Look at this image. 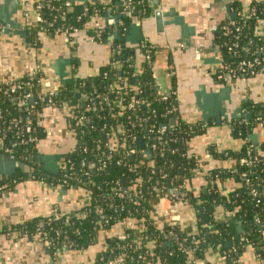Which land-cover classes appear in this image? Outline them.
<instances>
[{"label":"trees","instance_id":"trees-1","mask_svg":"<svg viewBox=\"0 0 264 264\" xmlns=\"http://www.w3.org/2000/svg\"><path fill=\"white\" fill-rule=\"evenodd\" d=\"M117 1L120 0H111L110 6L117 4ZM129 5L134 8L132 18L143 20L152 13L150 0H131ZM53 6H61L66 11L65 21L60 20L58 13L52 10ZM84 6L88 7L89 15L78 21L76 17L83 12ZM106 7L84 3L70 10L67 0H43L40 15L48 20L58 15L55 27L83 28L85 20L103 13ZM249 7L255 9L253 15H236L229 20H234L236 26L240 27V44L249 45L254 51L258 47H264L263 38L256 33L257 24L263 18L264 7L261 4ZM231 8L236 14L245 11L241 6ZM119 11H123L122 5L119 6ZM227 22L225 20L223 24ZM127 23L128 17H124L122 27ZM55 27H29L28 39L35 42L41 32L52 35ZM100 30L102 40L105 41L109 30L103 27ZM88 32L95 36L94 29H88ZM219 34L222 45L224 38L220 32ZM118 43L122 50L114 58L121 65L119 69L113 68L111 64L102 68L95 76L72 79L55 87L49 98L42 97L36 82L33 87L24 85L21 89L10 90L8 94L0 93V128L9 129L6 131L8 139L13 137L12 122L19 121L21 124L30 122L34 128L33 134L40 140L44 133L39 120L47 106L61 108L66 105L77 118L84 117L79 125L72 121V128L76 132V147L65 156V166L57 176L46 179L42 163H33L38 160L39 153L36 144H32L16 151V159L23 160L32 169L25 172L18 169L12 177H2L0 183H11L10 190L16 183L29 178L45 179L56 184L65 173L71 171L76 179L65 187L86 189L91 193V201L74 213L61 214L54 219H33L18 225L17 230H24L29 236H35L37 224L44 221L42 230L51 252L64 249V237L72 242L68 250H81L94 245L100 231L132 219L144 227L136 230L128 228L123 236L110 238L107 249L99 255L98 264H110L113 260H117L116 264H190L189 250L193 249L196 256L201 258L207 250L215 248L223 253L226 264H236L249 246L256 249L264 263V143L256 146L248 138L259 116L255 113L257 109L247 119V125L241 120L232 123L233 134L243 140L239 151L211 150L213 160L232 159L236 161L234 166L229 168L218 165L213 168L204 176V188L195 192L190 184L198 170V161L187 155V142L204 133V126L190 128L192 125L182 121L177 112L171 111L174 105L178 107L174 94L166 101L158 96L154 88L152 63L148 65L144 62L140 75L132 78L136 69L130 66L125 44ZM143 43L153 46L147 41ZM156 49L157 47H150L153 52ZM220 52L227 63H234L245 57L243 53L233 57L223 47ZM256 56L259 61L255 75L264 70V48ZM21 79L32 82L36 78L23 74ZM28 93L34 95V101L26 97ZM95 94L104 95L111 102H117V105L104 109L90 105L86 96ZM129 102H134L136 108L126 109ZM30 110L32 114L28 116ZM171 117L176 118L173 123ZM261 118L264 119L263 116ZM162 126H166V130L160 135L156 131ZM113 136L116 141H125L128 146L132 145L131 138L136 137L142 139V145L139 147L137 140L134 146L138 152L124 156L120 146L117 151L109 149L108 142ZM145 149L148 150L146 156L141 153ZM240 159L251 160L252 164H240ZM71 166L73 168L69 170ZM226 179H233L237 186L222 194L219 184ZM173 189L179 191L177 196L171 193ZM253 189L255 196L251 193ZM125 190L132 197H127ZM160 196L179 197L191 205L197 212L195 227L184 231L178 223L166 222L161 229L155 228L154 203ZM219 209L226 214L218 219L216 216ZM257 218L260 223L256 222ZM171 234L177 237L184 249L178 248Z\"/></svg>","mask_w":264,"mask_h":264},{"label":"crops","instance_id":"crops-1","mask_svg":"<svg viewBox=\"0 0 264 264\" xmlns=\"http://www.w3.org/2000/svg\"><path fill=\"white\" fill-rule=\"evenodd\" d=\"M13 4L4 7V16L13 23H19V28L13 27L4 20L0 22V81L9 76L29 74L39 68L41 80L38 86L40 93H47L62 82L57 73L56 65L66 74L64 79L95 76L102 68H121L115 61L114 55L117 45L122 42L118 37L129 36L135 42H122L127 47L126 52L131 65L136 71H141L144 55L140 45L147 41L157 47L158 53L154 62L158 63V70L163 77L164 88H172L178 105L179 118L189 125L202 128L204 133L192 137L187 142V155L198 161V170L191 182V189L198 192L204 188V176L218 165L232 167L236 161H215L211 150L217 152H237L243 140L233 134L232 123L237 120L249 119L254 113L264 117V70L254 77L247 79L219 80L216 72L222 68L220 43V26L229 20L231 12L225 8L241 6L245 9L252 4H261L264 0H160L161 8L165 12L176 11L178 17L184 19L187 29L182 31L181 25L170 23L176 16H165L167 22L158 30L154 12L157 5L151 1L152 13L143 20L133 17V24L138 27L127 29L129 21L122 27L120 19L118 26L113 20L120 5L110 6L111 0H99L100 4L92 0L87 2L67 0L70 10L84 3L105 5L109 11L106 16L96 15L91 20V27H103L109 30L107 39L97 40L88 30L66 35L64 33L48 34L41 32L35 42L28 39V28L38 27V13L36 4L39 0H12ZM119 2V1H117ZM5 0H0V6ZM109 5V6H108ZM7 24L4 26V23ZM17 31L25 32L24 35ZM186 36H183L182 33ZM256 33L264 40V14L259 20ZM130 65V66H131ZM153 67V66H152ZM169 71V73L167 72ZM168 75V77H167ZM155 88V81H154ZM204 89L207 98L205 109L197 103L196 93ZM221 95L215 100L211 94ZM255 109V110H256ZM220 114L219 123L216 122L214 112ZM248 114L245 115V113ZM71 108L65 111L55 106L43 109L39 123L43 129V137L36 147L40 155L58 156L59 173L65 166V156L72 153L76 147V132L68 120ZM208 121L203 120V115ZM258 116V117H259ZM257 117V118H258ZM256 118V119H257ZM262 119V118H261ZM257 122L250 131L249 141L254 145L264 143V119ZM42 163V162H39ZM46 179L55 177L49 172ZM1 179V178H0ZM237 183L233 179H226L219 184L222 194L235 189ZM92 199L91 193L81 187H65L49 182L45 179L29 178L16 183L13 188L0 195V264H98L99 255L107 249V241L112 237H121L125 230L141 229L136 220L127 219L113 225L99 233L97 242L85 249L57 250L51 252L47 245L36 236H29L24 230H17L30 220L51 216L54 212L60 214L74 213L85 207ZM157 202V199L155 203ZM154 203V204H155ZM217 216L223 215L219 209ZM196 210L184 203L173 214L176 216L182 230L194 228L197 222ZM155 228L161 229L166 219L153 215ZM264 237V233H263ZM190 264H226L223 253L218 249H209L200 258L195 253L189 257ZM236 264H264L252 246L240 255Z\"/></svg>","mask_w":264,"mask_h":264},{"label":"built area","instance_id":"built-area-1","mask_svg":"<svg viewBox=\"0 0 264 264\" xmlns=\"http://www.w3.org/2000/svg\"><path fill=\"white\" fill-rule=\"evenodd\" d=\"M123 1V0H122ZM152 0H150L151 3ZM121 2V0H120ZM131 2V0H126L121 2V5L123 7V11L120 13H123L125 15H131V12L133 11V7L129 5V3ZM43 9V0H39L36 4V11L38 13V24L40 26L46 25L48 27H55V25L57 24V16L60 17V20L65 21L67 19L66 11L62 10L61 6H53L52 10L57 12L58 15L55 17H53V19L48 20L45 19L43 16H41V12ZM247 10L242 11V12H238L236 15L238 16H249V15H253L255 13V9L251 8V7H247ZM89 15V9L88 7L84 6L83 7V12L78 15L76 18L78 21L84 19V17ZM92 19H87L85 20L84 24H83V28L80 27H73V26H57L55 27V33H64L66 35H71L74 33H77L81 30H88V29H94L95 31V39L97 40H102V31L100 30L101 27L96 26V27H91L92 23H91ZM121 25H123V20L121 21ZM220 33L224 38V41L221 45V47L225 48L226 52L230 55H232L233 57L235 56H240L241 53H243L245 55L244 58L239 59L234 61V63H227L224 62V60L222 61V68H220L217 72H216V76L219 80H228V79H247L250 76H253L257 73V66H258V61L259 58L256 56V54L259 51H262V49L264 48L262 47H258L257 49H255L254 51H252V49H250L249 45H243L240 44V27L236 26V22L234 20H228V22L226 24H223L220 27ZM150 47H155L153 46H148L147 43H142L140 45V51H142L143 55H144V62H146L148 65L151 64L154 60L153 57H155V55L158 53V49H156L154 52L150 50ZM122 50V46L121 44L117 45L116 50L115 51H121ZM251 56V57H248ZM132 66V65H131ZM28 75H30L31 78H36L34 79V81H23L21 79L22 75L19 76H9L6 77L5 79H3L2 81H0V93L3 94H8L10 90H17V89H21L23 88L24 85H30V86H34L35 82L36 85L39 86L40 80H41V72L40 69L37 68L35 70H33L32 72H30ZM39 75V76H38ZM140 75V71H136L135 73L132 74V78H135L137 76ZM78 77H76V75L73 77V80H76ZM53 88L52 90H50L47 93H41L42 97L45 96L47 98H49L50 96H52L53 92H54ZM171 95V94H170ZM159 96L161 97L162 100L166 101L167 98L170 96ZM26 97L29 98L31 101H34V95L32 93H28L26 94ZM87 101L89 102L90 105H94L96 107H98L99 109H104L106 107L108 108H112L113 106L117 105V102H111L106 96L104 95H100V94H95V95H88L86 96ZM49 102H51V100H49ZM138 102V101H137ZM140 103H143V101H140ZM69 107L64 105L63 107H61V109H63L64 111L66 109H68ZM136 105L134 102H129L127 104L126 109L128 110H132L135 109ZM73 109V108H72ZM171 111L173 112H177L178 114V107L177 106H173ZM32 114V110L28 111L27 115H31ZM248 114L245 113V115ZM69 118L68 120H70V124L71 127H73L72 125V121L74 120L75 125H79L82 120L84 119V117H79L77 118L75 116V114H68ZM2 117V111L0 110V118ZM166 117V116H165ZM174 118L176 120L175 117H171ZM261 121L260 123H263L262 119L260 117H258L256 119V122ZM242 123H244L245 125H247L248 121L246 118H244L242 121ZM12 133H13V137L12 138H7L6 137V131L9 129L6 128H0V153L6 154L8 156H10L11 158H15L16 159V151L18 149H21L23 147H26L28 145H32V144H36L39 141V138L33 134L34 128L32 127L31 123L28 122L27 124L24 123H20L19 121H14L12 122ZM190 128H197L194 126H191ZM74 129V128H73ZM166 130V126H162L160 127L156 132L159 133L160 135L163 134ZM110 135V134H107ZM139 140L136 137H132L130 142L133 145H127V143L124 142H118L116 141V138L113 136L111 137L110 141L108 142V147H110L109 149L111 150H116L117 148L120 146L121 147V151L122 154H124V156H129V155H134L138 152V150L136 149L135 142ZM248 154L250 153V150L247 151ZM141 153H143L145 156L148 154V150H142ZM18 160V159H17ZM239 163H246L247 166H250L252 164L251 160H243L240 159ZM73 167L71 166L69 168V170H71ZM244 176V174H243ZM44 177H46V175H44ZM76 177L74 176L73 172L68 171L67 173H65L63 175V177L61 179L58 180L57 184L60 185H68L70 181H75ZM15 180L12 181V183H14ZM11 183H0V193H6L9 191V186ZM125 193L127 195V197H132L131 193L128 192V190H125ZM252 195L255 196L256 192L253 189L251 191ZM185 202L179 198V197H175L172 198L170 196H160L159 198H157V202L155 203L154 206V214L165 218L166 222L168 224L171 223H176V216H174L173 214L178 210V208L180 206H182ZM221 214V213H220ZM218 215L216 216V218H220L223 217L226 212L223 215ZM61 216L60 213L58 212H54L51 216H48L50 219H54V218H59ZM257 223H260V220L257 218L256 219ZM44 226V221H39V223L37 224V231L35 236L38 237L39 239H41L46 245L47 247H50V244H48V242L46 241V237L43 234V228ZM140 227H144L143 224H141ZM173 235V234H171ZM64 239L66 241L63 242V248L65 250H68L70 248V242L66 237H64ZM173 239L176 241V244L178 245L179 249H184L183 244L177 239V237L175 235H173ZM191 253H194V250H189ZM259 257V256H258ZM260 258V257H259ZM117 260H113L112 262H110V264H116Z\"/></svg>","mask_w":264,"mask_h":264},{"label":"water","instance_id":"water-1","mask_svg":"<svg viewBox=\"0 0 264 264\" xmlns=\"http://www.w3.org/2000/svg\"><path fill=\"white\" fill-rule=\"evenodd\" d=\"M75 1H81V2H87L88 0H70V2H75ZM94 3L96 4H100L99 0H92ZM154 4L157 5V9L154 12V17L156 19V23H157V29L161 30L163 28V26L165 24H167L166 21H164V17L171 15V16H176L175 19H173L172 21H169L170 23H174V24H179L181 25L182 31H185L187 29L184 19L182 17H178V15L176 14V11L171 10V12H165L163 11L161 8H158L159 5H161V1L160 0H152ZM226 1V0H224ZM14 1L12 0H5V4L2 6H0V22L4 20L8 21V23H10L11 26L13 27H17L19 28V23H13L11 22L9 19H7V15L4 16L3 12H4V7L13 4ZM118 5H121V2L119 1L117 3ZM225 8L229 11V13L231 12V7L229 4H227L225 6ZM109 13V11L104 12L102 15L106 16ZM236 16V13L231 12L230 13V17L233 18ZM124 17H128V21H129V25L127 26V29L130 30V28H135L138 27L137 24H133L132 21V16L131 15H125L123 13H120L119 8H117V14H115V16L113 17V20H111L110 22L115 24V26H117V28H119L120 30L122 29V27L118 26L117 20H123ZM5 22V21H4ZM7 24V22L4 23V26ZM18 34L24 35L25 32H21V31H17ZM185 32L182 33L183 36H186L184 34ZM122 42H125L126 40L131 41V42H135L134 39H131L129 36H125L124 38H120L118 37ZM152 72H153V77H154V81H155V90L157 92V94L159 96H168L170 95L171 89L172 88H164L163 86V77L161 76L157 66L158 63L154 62L152 65ZM55 68H57V73L59 74L62 82L64 83H68L71 81V79H64V77L66 76V74L62 73L60 68H58L56 65L54 66ZM169 73V71H167ZM168 77V75H167ZM204 89L200 88L199 91L196 93V98H197V103L198 105L201 107V109H205L204 107V101L207 98V95L204 94ZM212 97L215 100H218L219 98H221V95H218L216 93L211 94ZM215 111V110H214ZM218 111L216 110L214 112L215 114V118H216V122L219 123L220 121V114L217 113ZM203 120L204 121H208V117L204 114L203 115ZM175 121L174 118H171V122L173 123ZM142 145V139L138 140V146L141 147ZM58 156H53V155H37V159L42 162L44 164V170L46 172H49L50 175L48 174V178L51 175H57L59 173V166L57 165V160H58ZM20 169L21 171H30L29 166L23 161V160H17L15 158H11L10 156L0 153V178L2 177H12L17 170ZM47 176V175H46ZM171 193L174 196H177L179 194V191L177 189H173L171 190Z\"/></svg>","mask_w":264,"mask_h":264},{"label":"flooded vegetation","instance_id":"flooded-vegetation-1","mask_svg":"<svg viewBox=\"0 0 264 264\" xmlns=\"http://www.w3.org/2000/svg\"><path fill=\"white\" fill-rule=\"evenodd\" d=\"M32 161L33 160H30V162H32ZM36 162L39 163V160H37V161L35 160L33 163L35 164ZM27 165H29V164H27ZM29 168H30V170L32 169V167H30V166H29Z\"/></svg>","mask_w":264,"mask_h":264}]
</instances>
